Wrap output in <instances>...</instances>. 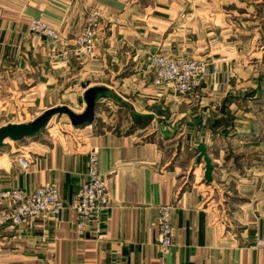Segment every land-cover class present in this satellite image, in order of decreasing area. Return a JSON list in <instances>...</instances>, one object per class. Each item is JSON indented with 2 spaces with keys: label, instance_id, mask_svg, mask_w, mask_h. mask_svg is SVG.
I'll return each instance as SVG.
<instances>
[{
  "label": "crops",
  "instance_id": "0c3cea01",
  "mask_svg": "<svg viewBox=\"0 0 264 264\" xmlns=\"http://www.w3.org/2000/svg\"><path fill=\"white\" fill-rule=\"evenodd\" d=\"M168 6L0 0V76L45 111L60 96L74 97L81 111L66 107L78 115L88 90L107 88L113 96L96 102L109 99L115 119V130L87 128L83 148L44 137L0 149V191L54 186L64 202L57 217L1 227L0 264H264L255 246L264 239V34L247 38L244 26L241 39L199 36L174 28L180 10ZM91 15L99 17L97 45L83 55L76 42ZM34 19L51 25L62 43L32 34ZM158 53L206 62L202 87L187 94L156 87L151 57ZM9 124L27 123L0 128ZM90 152L99 157L110 207L80 230L75 205ZM163 206L173 209L168 252L159 245ZM11 207L0 200V215Z\"/></svg>",
  "mask_w": 264,
  "mask_h": 264
},
{
  "label": "built area",
  "instance_id": "2783aa9c",
  "mask_svg": "<svg viewBox=\"0 0 264 264\" xmlns=\"http://www.w3.org/2000/svg\"><path fill=\"white\" fill-rule=\"evenodd\" d=\"M99 17L91 15L88 25L77 39V51L83 55H92L98 39ZM32 34L42 36L52 42L62 43L63 37L51 25L34 19L29 27ZM66 54V53H64ZM154 68V85L158 88L171 86L179 94L192 93L199 90L209 75L206 65L192 58H171L160 55L151 57ZM263 160H264V149ZM21 169L26 170L30 161L25 156L20 157ZM0 200L9 201L12 207L0 215V228L19 227L42 216L57 217L64 210V202L54 186L38 188L27 192L21 188H11L0 191ZM110 207V193L105 180L102 179L100 161L96 152L89 153V170L77 197L75 211L77 225L80 230L91 226L100 220ZM173 209L163 206L159 217V245L164 252L173 246L174 229L172 225ZM256 248L264 250V239L255 243Z\"/></svg>",
  "mask_w": 264,
  "mask_h": 264
},
{
  "label": "rangeland",
  "instance_id": "374dc122",
  "mask_svg": "<svg viewBox=\"0 0 264 264\" xmlns=\"http://www.w3.org/2000/svg\"><path fill=\"white\" fill-rule=\"evenodd\" d=\"M134 1L140 3L146 9H150L158 0ZM163 2L172 9L180 10L174 23V28H186L191 33H198L199 36L205 37L213 31L216 35H219L218 39H225L228 35H232V39H241L244 26L249 29V33L251 32L247 38L253 39L258 37V35L264 34V0H163ZM259 28H261V31L258 30ZM232 31L233 34H231ZM223 32L225 33L223 34ZM194 37L196 38L197 35ZM155 55L164 56L161 53ZM179 57L192 58L207 67L209 66L206 62L193 57ZM24 90L25 88L22 89V91ZM110 103L109 99L97 103V119L91 124L74 127L67 115H56L52 117L46 128L38 135L21 141L8 140L2 148L5 153L10 151L11 148H18L19 146L17 145H20L24 149L31 144L30 142L34 138L41 139L44 137L63 143L66 141L72 142L76 148H83L82 139H85V136L91 129L96 134L115 130L112 127L114 125L112 121L115 120L113 118L114 104ZM52 104H57V108L71 106L77 111L76 113L81 111L78 108L79 105L75 102V98L72 96H60ZM46 106L48 107V105ZM45 112L44 107L40 108L39 105L34 103V98L21 95L12 80L9 81L8 79H4L2 75L0 76V125L10 120L13 122H32ZM119 118L126 119L128 117L124 113ZM117 131L118 133L122 132L119 126Z\"/></svg>",
  "mask_w": 264,
  "mask_h": 264
},
{
  "label": "water",
  "instance_id": "95a60500",
  "mask_svg": "<svg viewBox=\"0 0 264 264\" xmlns=\"http://www.w3.org/2000/svg\"><path fill=\"white\" fill-rule=\"evenodd\" d=\"M98 96H113L107 88L90 89L84 96L86 110L78 115L66 106L53 108L46 111L42 116L27 124H9L0 128V149L8 140L21 141L23 139L38 135L46 128L52 117L56 115H67L74 127L92 123L95 120Z\"/></svg>",
  "mask_w": 264,
  "mask_h": 264
}]
</instances>
